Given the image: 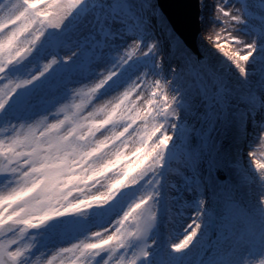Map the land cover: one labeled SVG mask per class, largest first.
Returning <instances> with one entry per match:
<instances>
[{
    "label": "snow or ice",
    "instance_id": "obj_1",
    "mask_svg": "<svg viewBox=\"0 0 264 264\" xmlns=\"http://www.w3.org/2000/svg\"><path fill=\"white\" fill-rule=\"evenodd\" d=\"M203 6L204 0H201ZM256 8L260 10V23L254 30L264 36V0H259L258 7L250 4L249 0H244L239 7H229L228 0L216 4L215 19L226 26L231 25L232 31L228 32L227 37H222L220 32L208 35L207 44L202 41L197 53L163 22L153 0H78L74 6L66 0H0V59L9 61L11 67L28 52L27 39L37 42L49 35L56 36L57 29L61 28L64 31L61 39L56 41L57 46L61 50L65 45L86 49L89 67L111 64L114 56L118 57L117 66L123 67L142 56L147 57L146 64L155 70V75L150 77L144 73L137 76L124 97H131L134 102L136 99L143 101L137 109V122L140 119L164 117V126L154 120V126L149 129V139L141 145L140 150L149 148L145 157L148 159L162 145L165 146L159 157L160 183L151 189L149 195L158 193L164 197L168 221L183 217L188 209L194 208L182 234L176 239H173L171 232L168 234L167 248L178 254L188 249L198 237L205 223V214L211 215L205 197L208 187L217 186L232 216L243 215L232 200V176L222 179L219 175L221 170L237 175L243 185H257L260 190L259 212L264 215V47L257 52V36L246 38L241 31L243 26L249 25V18L253 17ZM153 23L160 25L169 54L176 61L170 74L166 73L163 65L161 40L150 30ZM223 31L225 29H221ZM233 32L237 35H233ZM241 36L244 38L241 39ZM223 39L242 45V49L226 53L221 43ZM122 43L123 54L120 51ZM141 48L143 52L139 51ZM216 53H224L227 57L224 61L231 67L234 65L239 74L237 82L230 80L214 62ZM253 60L258 67L250 76L249 66ZM6 80L7 77H0V85L11 92L8 99L11 104L20 94L18 85L21 82L8 80L5 84ZM23 83L31 87L27 81ZM186 90H191V97H185ZM182 108L192 117L191 122L181 123ZM229 114L238 123L243 137L248 135L249 124L256 128V139L248 152L256 175L249 173L239 157L232 158L223 153L220 141L213 135L215 125ZM36 115L39 113L27 119H34ZM48 120L50 127H55L59 122L54 115H49ZM6 124L11 135L0 136V162L18 155L17 146L27 135H21L16 130L13 119H6ZM134 127L135 123H130L127 130ZM178 129L185 134V142L170 149L169 144ZM157 134L159 139L153 142ZM14 176L15 170L0 171V185H13ZM32 191L35 189L31 185L21 184L0 192V198L20 203ZM189 194L193 203L188 199ZM160 202L158 200L156 203ZM14 216L15 213H11L6 223L0 225V264H28L29 261L41 264V260L43 264H63L60 257L69 253L71 264H176L171 258L157 262L150 260L156 237L149 244L147 239H133L132 233L125 235L119 227L79 245L70 243L55 249L47 248L46 244L36 247L26 241L23 234L17 235L9 229L8 224ZM217 240L232 245L235 251L240 250L232 230L225 224L218 230ZM259 256L264 257V251ZM222 264L233 262L223 261ZM235 264H239V261ZM260 264H264V259Z\"/></svg>",
    "mask_w": 264,
    "mask_h": 264
},
{
    "label": "clouds",
    "instance_id": "obj_2",
    "mask_svg": "<svg viewBox=\"0 0 264 264\" xmlns=\"http://www.w3.org/2000/svg\"><path fill=\"white\" fill-rule=\"evenodd\" d=\"M66 2L74 6L78 0ZM63 31L57 29L58 35L37 42L27 39L28 52L11 67L0 59V77L21 82L20 94L11 104V92L0 85V136L11 135L6 119H13L21 135L27 134L17 146L19 154L0 162V171L15 170L14 184L0 185V192L21 184L35 189L20 203L0 198V225L15 213L9 229L36 247L79 245L115 227L151 244L161 224L168 222L164 197L149 195L160 183L159 157L165 146L148 159L149 148H140L149 139L154 120L164 126V117L137 122L143 101L134 102L124 93L137 76L152 77L155 70L146 64V56L127 67L117 66L115 56L111 64L89 67L86 49L57 46ZM123 47L122 43L121 54ZM36 113L34 119H27ZM49 115L58 118L55 127H50ZM130 123L135 127L128 131ZM158 139L159 134L153 142ZM235 239L241 252L239 264H254L244 247L250 242L264 244V232ZM60 259L71 264L70 253Z\"/></svg>",
    "mask_w": 264,
    "mask_h": 264
},
{
    "label": "rangeland",
    "instance_id": "obj_3",
    "mask_svg": "<svg viewBox=\"0 0 264 264\" xmlns=\"http://www.w3.org/2000/svg\"><path fill=\"white\" fill-rule=\"evenodd\" d=\"M208 4V8H202V32L197 35L198 36V46L200 48V44L203 41V43L207 44V37L210 34H213L215 32H220L222 37H227V34L229 31H232L231 25H224L223 23H220L218 20L215 19V8L216 4L223 3L224 0H206ZM244 0H228L229 7L235 6L239 7L241 3H243ZM153 3L155 7L158 9L155 1L153 0ZM249 3L257 6L259 5V0H249ZM159 12V11H158ZM160 14V12H159ZM260 14L259 8H256L253 17H250L249 25L243 26L241 31L242 35H244L246 38L251 37L253 35L257 36V43H261V47H264V36L259 35L254 29L256 26L259 25L260 21L258 19V16ZM247 15V11H246ZM221 29H225V31L221 32ZM150 30L156 35L158 39H160L161 42V52L163 53V65L166 70V73L170 74L171 67L174 63H176L174 57H172L169 54V48L167 45V41L165 38V35H162L160 37L159 27L153 23L150 26ZM162 32V31H161ZM160 32V33H161ZM233 35H237V33L233 32ZM205 37V40L203 39ZM165 38V39H163ZM241 39L244 37L241 36ZM221 43L224 45V50L226 53H232L235 52L237 48L242 49V45H238L235 43L229 42L227 39H223ZM260 51V50H259ZM258 51V52H259ZM243 54V52H241ZM224 59H227L226 56H224V53H216V55L213 57L214 62L220 66L221 71L224 72V74L232 81L237 82L239 80V74L237 70L235 69L234 65L233 67L229 66L227 62L224 61ZM142 67V66H141ZM258 65L255 63V60H253L252 63H250V76L252 75V72L254 69H256ZM258 76V73H256ZM255 76H253V80H255ZM183 86V84H182ZM191 90H186L185 97H191ZM192 117L189 115L188 112H186L183 108L181 110V123L185 122H191ZM236 122L235 119L231 114L229 116L222 120L221 122L217 123L215 125L213 135L214 137L220 141V149L223 153H225L227 156L232 157L234 156L235 152H233L230 148L231 139H232V126L233 123ZM237 123V122H236ZM238 124V123H237ZM249 131H250V138L246 137L245 139V145L246 150H243L242 152H236L239 154H244V157H246V160L242 162L245 168L248 169L249 173L252 175H256L254 164L253 167L251 165V158L248 156V152L250 151L251 147L253 146V143L256 139V128L249 124ZM181 134V131L178 129L172 143V148L178 147L181 144H183L179 140V136ZM223 171L225 177L232 176V185H233V192H232V200L239 206L241 209L243 215L241 216H248V221L243 223V226L236 221L241 216L232 217L231 220L227 218V216L230 214L229 209L223 199V194L219 195V199L214 198V202H220L221 205L219 207L218 216L211 221L207 214H205V223L203 227L200 230V234L198 237L194 240L192 245L186 250H184L181 253H173L170 249H167L165 254H156L155 252V245L152 246V255L150 257V260L153 262H157L160 260H163L165 258H171L176 261V264H222L223 261H232L233 264L235 262L239 261L241 252L240 250L235 251L230 244H222L217 240V232L220 229L222 224L227 225L233 233L234 237L243 236L245 238H251L254 236L259 235L260 233L255 231L251 232L250 228H257L261 229L264 228V215H261L259 212L260 208V190L257 187V185H243L240 183L239 177L237 175H234L231 171ZM215 189L212 193L213 195H218L217 193V186L214 185ZM216 197V196H215ZM190 203H193L191 194H189L188 197ZM207 200V197H206ZM213 202H210V205L208 207H212ZM194 210V208L188 209L186 214L183 217L176 218L174 217L172 221H168L166 225L161 224V228L163 229V226L166 228V238L168 240V234L169 232L172 233L173 239H176L179 235L182 234V229L187 225V223L190 222V214ZM231 215V214H230ZM165 220H167V217H165ZM251 221H254L257 225L254 226L251 224ZM164 230V229H163ZM227 230V229H226ZM157 242V237H156ZM244 251L247 255L253 257L254 264H260L259 257L260 253L264 251V244L256 243V242H250L245 245Z\"/></svg>",
    "mask_w": 264,
    "mask_h": 264
},
{
    "label": "water",
    "instance_id": "obj_4",
    "mask_svg": "<svg viewBox=\"0 0 264 264\" xmlns=\"http://www.w3.org/2000/svg\"><path fill=\"white\" fill-rule=\"evenodd\" d=\"M154 1L156 3V0ZM159 1L175 28L184 36L186 42L194 47L200 30V0ZM160 14L164 17L162 12Z\"/></svg>",
    "mask_w": 264,
    "mask_h": 264
},
{
    "label": "bare ground",
    "instance_id": "obj_5",
    "mask_svg": "<svg viewBox=\"0 0 264 264\" xmlns=\"http://www.w3.org/2000/svg\"><path fill=\"white\" fill-rule=\"evenodd\" d=\"M204 6H205V8H208V4H207V2H206V0H204ZM204 8V7H203ZM160 16H161V14H160ZM161 18H162V20H163V22L171 29V31L173 32V30H172V27H171V25L167 22V20H166V18L165 17H162L161 16ZM156 24V23H155ZM158 27H159V29H160V32H161V28H160V25L159 24H156ZM159 32V35H160V37H162V35H164V33L163 32H161L160 33ZM163 39H165V38H163ZM162 42V41H161ZM258 44V49H257V52L260 50V47H261V43H257ZM162 45V44H161ZM260 46V47H259ZM197 48H198V46H197ZM250 131H248V135L246 136L247 137V139H248V137L250 138ZM246 137H243L242 136V134H241V131H240V128H239V125L236 123V122H234L233 123V126H232V139H231V144H230V148H231V150L233 151V152H235V154H234V156H233V158H236V157H239L240 158V160H241V162H244L245 160H246V157H244V154H239L238 155V153H236V152H242L243 150H246V145H245V139H246ZM223 172V171H222Z\"/></svg>",
    "mask_w": 264,
    "mask_h": 264
}]
</instances>
